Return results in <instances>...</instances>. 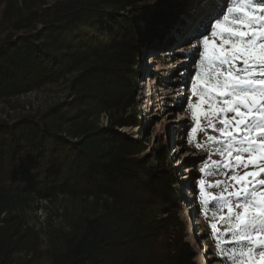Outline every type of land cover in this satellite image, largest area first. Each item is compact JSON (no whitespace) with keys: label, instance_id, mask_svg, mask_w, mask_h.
<instances>
[{"label":"trees","instance_id":"16d2710c","mask_svg":"<svg viewBox=\"0 0 264 264\" xmlns=\"http://www.w3.org/2000/svg\"><path fill=\"white\" fill-rule=\"evenodd\" d=\"M184 6L0 0V105L13 111L0 117V264H197L168 144L146 152L118 133L140 126L136 66ZM59 83L63 100L16 113ZM60 200L42 232L28 223Z\"/></svg>","mask_w":264,"mask_h":264},{"label":"snow or ice","instance_id":"6c2138e0","mask_svg":"<svg viewBox=\"0 0 264 264\" xmlns=\"http://www.w3.org/2000/svg\"><path fill=\"white\" fill-rule=\"evenodd\" d=\"M179 35L195 41L188 52L195 68L189 91L197 104L189 96L188 108L197 120V108L208 105L207 114L217 121L209 123L215 143L230 157L198 171L224 173L233 182L218 181L221 191L210 201L198 195L199 211L215 217L227 209L223 233L209 225L221 264H264V0H199L182 16ZM250 166L253 171L240 175ZM201 185L202 180L197 182L202 193Z\"/></svg>","mask_w":264,"mask_h":264},{"label":"rangeland","instance_id":"374dc122","mask_svg":"<svg viewBox=\"0 0 264 264\" xmlns=\"http://www.w3.org/2000/svg\"><path fill=\"white\" fill-rule=\"evenodd\" d=\"M197 3L199 0H182L185 6L179 24L171 29V33L163 42L147 50L142 63L136 66L138 76L133 98L140 112L138 120L141 124L138 127L119 129L118 133L134 141H144L146 152L156 149L161 141L168 144L170 160L177 169L178 190L180 196H183L180 216L185 224L187 241L195 253L194 261L197 264H221L220 258L216 255L217 249L209 235L214 230L210 229L209 225L216 224L217 229L223 233V230L229 227L224 220H221V215L227 216V209L225 208L215 217L210 212L202 213L199 211L197 196L200 195L201 198L210 201L221 191V187L216 186L218 181L233 182L229 181L224 173L209 174L207 170L200 172L198 169L201 167L207 169L212 162L223 165L230 160V157L221 154L218 150L219 146L215 143L217 133L209 127V123L216 124L217 121L207 114L208 105H203V111L197 108L198 122L193 119L192 110L188 108L189 96H191L192 104H197V96L187 92V85L190 83L189 75L195 70L194 63L192 66L189 65V61L194 60V57L188 55V52L195 41L186 42L179 35L182 31V16L191 5ZM209 39L211 40L212 37L210 36ZM216 43L219 44L220 41L217 39ZM180 47L183 48L180 49ZM65 97V86L59 83L21 95L13 104L18 105L16 113L25 112L30 111L31 108L63 100ZM6 112L10 115L13 113L6 110L4 105H0V117L6 116ZM101 123L105 125V117H101ZM190 128L195 129L191 143L188 136ZM197 144L200 147H196ZM202 160H207V165L202 164ZM244 171H253V168L250 166L248 169H240V175H243ZM201 180L203 181L202 193L197 188V182ZM42 204L45 205V203ZM68 205L69 203L65 200H60L54 205L49 204L47 209L37 211L35 219L27 215V221L36 230L41 231L47 217L53 216L55 210L63 213Z\"/></svg>","mask_w":264,"mask_h":264},{"label":"bare ground","instance_id":"6f19581e","mask_svg":"<svg viewBox=\"0 0 264 264\" xmlns=\"http://www.w3.org/2000/svg\"><path fill=\"white\" fill-rule=\"evenodd\" d=\"M181 48H183V47H180V49H181ZM189 217H190V215H189ZM207 264H208V263H207Z\"/></svg>","mask_w":264,"mask_h":264},{"label":"built area","instance_id":"2783aa9c","mask_svg":"<svg viewBox=\"0 0 264 264\" xmlns=\"http://www.w3.org/2000/svg\"><path fill=\"white\" fill-rule=\"evenodd\" d=\"M38 212H39V210H38Z\"/></svg>","mask_w":264,"mask_h":264}]
</instances>
